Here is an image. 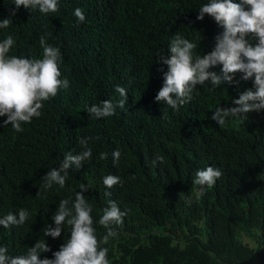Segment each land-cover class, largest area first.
Wrapping results in <instances>:
<instances>
[{"label": "trees", "instance_id": "trees-1", "mask_svg": "<svg viewBox=\"0 0 264 264\" xmlns=\"http://www.w3.org/2000/svg\"><path fill=\"white\" fill-rule=\"evenodd\" d=\"M207 2L58 0L57 12L43 14L0 0V19L11 20L0 29V41L9 35L15 40L8 55L42 58L44 35L60 49L61 78L70 84L22 132L2 126L7 117H0V216L20 208L31 213L23 226H0V246L8 254L24 255L41 239L51 251L40 258H53L70 230L66 226L56 239L43 231L55 226L51 217L59 200L74 199L85 183L91 185L83 194L96 221L109 199L127 213L114 226L118 236L104 245L110 264H264V110L247 119L230 117L224 126L211 119L216 106L234 107L232 99L251 88L252 80L237 74L239 84L197 85L178 111L154 99L168 67L157 62V50L168 55L170 38L181 35L204 55L223 31L207 14L196 19ZM78 7L86 17L82 23L73 14ZM209 70L219 72L220 66ZM117 85L128 92L125 108L106 118L84 111L86 105L120 99ZM79 137L92 138L91 160L69 168L63 189L53 185L37 194L41 178L59 167L65 153L83 150ZM117 148L122 156L114 166L111 153ZM103 152L108 158L101 160ZM157 155L163 163H152ZM206 166L222 175L197 199L194 172ZM108 174L120 176L122 186L106 189L102 177ZM95 227L99 239L106 230L98 222Z\"/></svg>", "mask_w": 264, "mask_h": 264}, {"label": "clouds", "instance_id": "clouds-1", "mask_svg": "<svg viewBox=\"0 0 264 264\" xmlns=\"http://www.w3.org/2000/svg\"><path fill=\"white\" fill-rule=\"evenodd\" d=\"M16 9L20 6L38 9L43 14L55 13L59 10L58 0H14ZM77 21L82 23L86 17L81 8L74 10ZM205 14L214 19L223 31L215 36V45L207 54H196L197 44L181 35L170 38L167 46L168 55L157 50V62L167 65L163 73V84L155 95V101L173 110L192 100L197 85L206 83L218 87L223 83H236L237 74L240 80H252V87L239 92L238 98H233L234 107L216 106L211 119L219 126H224L230 117H244L250 112L264 110V0H208L199 7L197 20H203ZM12 15H15L13 10ZM11 24L9 18L0 19V29ZM15 45L11 35L0 41V117L6 116L2 126L11 125L16 132H22L23 124L31 123L33 118L42 114L44 103L55 97L61 89H67L70 84L67 78H61L59 69L61 51L47 43V37L42 35L39 45L42 48V58H27L25 56L8 55ZM220 66L219 72L209 69ZM115 92L120 99L115 102L105 99L98 104L85 106L84 111L95 118L113 116L116 108H125L128 92L117 85ZM91 137H79L78 143L83 149L73 154L69 151L59 161V167H52L41 178L39 191L46 193L53 185L63 189L69 176V168L79 169L85 161L92 158V149L88 146ZM113 165H119L122 152L119 148L111 153ZM101 160L108 158L103 152ZM163 163L164 157L157 155L153 164ZM222 173L219 168L206 166L196 169L193 184L199 186L196 198L205 194V189L212 188ZM135 179V177H132ZM106 189L117 185L122 186L120 176L108 174L102 177ZM91 188L90 184L81 183V191L74 193V199H60L55 214L51 217L55 226L47 225L44 236L59 238L67 226L70 235L52 253L53 258H40L41 253L51 251L45 240L39 239L27 249L24 255H10L5 246H0V264H110L107 259L109 248L105 247L111 238H116V227L123 224L126 211H122L116 201L109 199L103 208L98 221L92 216L93 205L83 194ZM180 194V193H179ZM110 191L105 192L110 197ZM185 202L190 204L191 198ZM31 213L26 208L17 212L9 211L0 216V226L10 228L20 227L29 220ZM98 222L106 231L98 239L95 224Z\"/></svg>", "mask_w": 264, "mask_h": 264}, {"label": "built area", "instance_id": "built-area-1", "mask_svg": "<svg viewBox=\"0 0 264 264\" xmlns=\"http://www.w3.org/2000/svg\"><path fill=\"white\" fill-rule=\"evenodd\" d=\"M249 264H257V263H253V262H252V263H249Z\"/></svg>", "mask_w": 264, "mask_h": 264}]
</instances>
